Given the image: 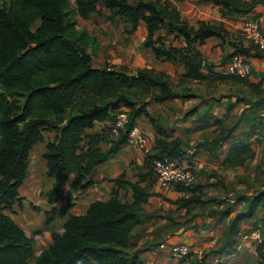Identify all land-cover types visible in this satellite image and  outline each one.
<instances>
[{"label":"trees","instance_id":"16d2710c","mask_svg":"<svg viewBox=\"0 0 264 264\" xmlns=\"http://www.w3.org/2000/svg\"><path fill=\"white\" fill-rule=\"evenodd\" d=\"M201 1L220 8L223 17L246 16L258 5H264V0ZM98 6L112 11L113 19L121 17L131 22L132 31L144 22L148 33L146 48L158 60L184 65L187 73L182 83L247 81L213 71L207 76L202 73L196 45H204L214 37L231 43L230 32L223 24L210 22H200L195 29L167 0H76L75 7L70 0H4L0 4V264H31L33 243L7 213L19 203V188L27 177L30 150L43 141V132L56 133L43 155L47 174L55 181L48 200L55 204L65 194L73 174L78 177L72 188L91 185L89 177L93 170L128 143L137 120L149 117L147 107L151 102L162 104L194 97L187 88L184 93L176 90L171 77L164 72L146 68L131 76L126 70L94 66L88 50L97 39L78 28L77 17H86ZM36 21L41 24L31 32ZM162 30L166 34L158 35ZM170 36L179 45L166 44ZM231 45L234 50L223 58L220 68L237 55L264 58V51L254 45L245 48L241 41ZM122 112H127L128 124L120 137L111 136V127L106 133L93 131L97 123L112 116L115 121ZM150 122L159 138L156 153L146 157L149 171L143 179H149V184L142 187L118 180L117 184L126 183L132 189V203L121 202L115 191L109 201L93 203L86 214L66 217L63 233L54 235L50 249L33 264H146L139 252L131 251L130 239L135 229L145 223L143 205L149 202L156 183L153 162L165 157L185 160L182 142L172 138L158 120L150 118ZM233 131V127L221 128L215 141H228ZM105 142L110 144L107 150L101 148ZM255 155L250 144H238L228 151L224 164L235 170ZM176 187L189 194L173 202L176 205L188 209L202 203L201 185ZM239 200L244 202L245 209L232 218L221 251L231 240L235 243L242 236L244 222L264 210V189ZM54 214L65 217L58 209L49 215ZM256 254L259 264H264V245L256 246Z\"/></svg>","mask_w":264,"mask_h":264},{"label":"crops","instance_id":"0c3cea01","mask_svg":"<svg viewBox=\"0 0 264 264\" xmlns=\"http://www.w3.org/2000/svg\"><path fill=\"white\" fill-rule=\"evenodd\" d=\"M132 1L133 0H131V2ZM167 1L170 2L173 8L180 11L182 17L190 26L197 29L200 22H210L217 25L223 24L230 32V42L234 43L241 41L245 48L253 44L243 39L241 40L238 36V31L243 28V21L249 17L257 18L261 23V28L264 33V5H258L255 10L246 16L223 17L220 8L201 0ZM70 2L72 6L75 7L76 0H74V4L72 0H70ZM105 12H108L109 16L101 24L107 23L106 21L114 22L116 19L126 21L121 17H115L113 19V12L100 6L97 7L95 12L89 13L86 17L78 16L77 21L81 19L83 23L88 25H98L95 23V19H100L99 16L104 15ZM127 22L131 26V34H135L138 29L141 30V35L143 36L142 46L144 49L150 51L148 53L155 63L146 65L141 64V61H137L136 65H140V67L133 71L119 69V67L114 68L103 61L94 64L95 59L104 56L106 50L105 45L107 44H105V42L102 43L101 38L95 34V31L89 32V29L80 28L78 22L79 29H85L91 36L97 39V42L91 45L88 50L93 65L96 67L108 66L116 70H126L131 75H134L139 69L151 68L168 74L173 84H175L173 76L176 70L183 80V75L187 73V69L184 65L177 62L158 60L152 51L146 48L145 43L148 36L146 24L141 22L138 28L132 31V23L129 21ZM83 27L85 26L83 25ZM165 34V30L158 33V35ZM131 37L134 38V35H131ZM108 39L106 43L115 42L113 36H109ZM165 43H172L175 46L179 45V42L174 40L173 36H170ZM231 43H229L228 40L224 42L222 39L214 37L208 39L204 45H196V50L199 55L197 61L203 64L202 73L204 75L207 76L210 71L224 74L219 65L223 58L234 50ZM109 53L111 54L112 52L110 51ZM247 60L251 63L253 72L252 75L246 79V82L232 80L186 81L185 86L189 90V95L194 97L170 100L162 104L151 102L147 107L149 117L142 116L136 123V126L142 130L146 138L145 148H138L130 143L125 144L118 154L109 157L93 170L89 177L92 183L85 189L72 188L73 182L78 177V174H73L67 182L65 194L55 204H50L48 200V192L55 181L47 174V162L43 158V155L47 150L48 143L55 140L56 133L53 131L43 132V141L34 145L30 150L27 177L19 188V203L14 205L12 212L7 213L9 217L23 229L26 236L33 243V256L30 262L35 263L42 254L50 249L54 242L53 238L55 234L63 233V223L66 217L70 215L80 216L86 214L93 203L97 201H109L115 191L118 193V198L121 202L132 203V189L126 183L117 184L118 180L139 184L142 187H146L149 184V179H143V176L149 171L146 167V157L156 153L155 146L159 138L150 122V118L158 120L159 123L168 130L169 135L177 139L178 135L173 134L172 129L175 128L173 125H175L176 121H179V119L182 120L183 126L185 127L183 128L184 132L187 134H192V132L195 131L200 132L208 128L210 132L207 133L209 134H202L195 139L198 137L212 139L207 143H201V147L199 148L202 149H200V151L198 150L196 153H192V156L188 155L185 149V143L180 140L185 151L184 162L196 175L197 173H201L204 176H200V179L205 180L207 176L209 177V175H207V172H209L214 174L216 179L221 180L223 178L225 182H230L234 184V186L237 185L240 189L245 188V177L251 179L250 183H253V178L256 173H259V168L264 170V81H261L264 76V58L253 57ZM211 65H213L214 68L210 69L209 66ZM200 86L206 88L203 95L194 92V88ZM157 92H159V90H157ZM197 97H201V100L198 101ZM113 122L114 119L112 116L103 123H97L93 131L106 133V130L110 129ZM232 127L234 131L228 141L224 143L215 141L221 128L226 130ZM243 143L251 145L256 153L255 157L249 160L243 167H239L235 170L228 168L227 165L224 164V159L228 151L232 147ZM109 147L110 144L108 142L101 145L103 150H107ZM248 169L251 170L248 171ZM262 182L263 187L256 189V191L251 194L249 193V196L264 189V181ZM250 183L248 182L246 187L247 185L251 186ZM150 192L153 195L150 197L149 202L143 205L145 216H152L150 215L151 212H156L158 209L162 208L168 209L172 206L179 211L183 210L189 212L186 208H181L173 203L183 197H189V194L179 191L176 186L169 190H162L156 182ZM241 202L244 204L243 201ZM53 209L64 212L65 217L59 214L49 215ZM248 223H253L257 226V229H262L264 234V210L260 211L257 216L253 220L248 221ZM250 227L249 225L246 226L244 222L241 226V231ZM202 234L207 235L205 232H202ZM191 235L192 233L189 234V232L182 236L168 235L157 250L146 251L144 253L139 252V256L146 264H172V261L161 257L162 252H166L177 259L185 257L174 255L170 248L174 245L194 246L195 240ZM200 243L203 244V242ZM162 245L165 246V249L161 250ZM254 248L256 254V246Z\"/></svg>","mask_w":264,"mask_h":264},{"label":"rangeland","instance_id":"374dc122","mask_svg":"<svg viewBox=\"0 0 264 264\" xmlns=\"http://www.w3.org/2000/svg\"><path fill=\"white\" fill-rule=\"evenodd\" d=\"M3 1L0 0V4ZM72 3L74 4V0H72ZM108 14V12H105L104 15L99 16L100 19H95V23L98 25H88L83 23L81 19L78 20L80 28L89 29V32L95 31V34L101 38L102 43L105 42L107 44L105 45L106 50L104 56L95 59L94 64L103 61L114 68L119 67V69L129 71L140 67V65H136L137 61H141V64L146 65L154 64L155 61H152L148 53L150 51L144 49L142 46L143 36L141 35V30L138 29L135 34H131V26L127 21L122 19H116L114 22L106 21L108 24H101L109 16ZM249 19L250 17L243 22L245 23ZM40 24V21L33 23L30 31L35 32ZM131 35H134V38ZM109 36H113L114 43H106L109 40ZM238 36L241 40L243 39L242 30L238 31ZM110 51L112 52L111 54L109 53ZM173 77L176 90L184 93L186 89L185 83H182V79L176 70ZM194 90L196 94L203 95L206 88L200 86L195 87ZM197 98L198 101L201 100V97ZM173 126L175 127L172 129L173 134H177L178 139L185 143V149L189 156H192V153H196L202 149L199 148L201 147V143H207L212 139L203 137L195 139L197 136L210 132L208 128L200 132L195 131L192 134H187L184 132L183 128L185 127L180 119ZM250 170L248 169V171ZM207 175L209 177L207 176L205 180L200 179V176H203L201 173H197L196 175V184L203 187V193L201 195L202 203L188 208L187 210L189 212L179 211L174 206L151 212L150 215L152 216H146L145 224L137 228L131 236V251H138L140 253L155 251L163 243L166 236H182L189 232V234L192 233L191 236L195 240L193 244L195 247L191 246L192 252L190 254L177 259L166 252H162L161 257L172 261V264H199L200 262L204 264H259L258 257L255 254V245L243 241L242 236L237 237L236 241H234L235 243L231 240L229 246L222 251L221 246L227 241L226 232L232 218L235 214L245 209V204L239 198L241 196H249V193L251 194L256 189L263 187L264 170L259 168V173H256L253 178V183H250L251 179L245 177L244 183L247 184L249 182L251 186L247 185L246 187V184H244L245 186H243L245 188L243 189H240L237 185L234 186L230 182H225L222 177L221 180L216 179L212 173L207 172ZM168 217H171L173 220H170ZM245 225L251 227L242 230L241 235L247 234L249 230L257 229V226L253 223L245 222ZM202 232L207 233V235L202 234ZM200 242H203V244ZM162 249H165V246Z\"/></svg>","mask_w":264,"mask_h":264},{"label":"built area","instance_id":"2783aa9c","mask_svg":"<svg viewBox=\"0 0 264 264\" xmlns=\"http://www.w3.org/2000/svg\"><path fill=\"white\" fill-rule=\"evenodd\" d=\"M242 38L264 51V33L261 23L257 18L247 20L242 28ZM224 74L247 79L252 75V65L244 56H234L222 67ZM128 124L127 112H122L111 125V136L118 138L125 131ZM128 143L138 148H145L146 138L138 126H134L129 133ZM156 182L162 190H169L177 185L192 187L197 182L196 174L184 161L170 158L156 159L153 162ZM243 241L250 242L255 246L264 245V234L261 229H256L242 235ZM164 248V245L161 246ZM176 256H186L192 252V247L187 245H174L170 248Z\"/></svg>","mask_w":264,"mask_h":264},{"label":"water","instance_id":"95a60500","mask_svg":"<svg viewBox=\"0 0 264 264\" xmlns=\"http://www.w3.org/2000/svg\"><path fill=\"white\" fill-rule=\"evenodd\" d=\"M129 75H131V74H129ZM131 76H133V75H131Z\"/></svg>","mask_w":264,"mask_h":264}]
</instances>
